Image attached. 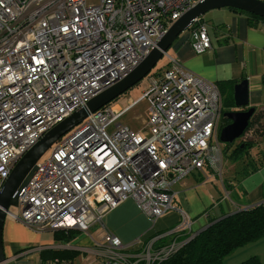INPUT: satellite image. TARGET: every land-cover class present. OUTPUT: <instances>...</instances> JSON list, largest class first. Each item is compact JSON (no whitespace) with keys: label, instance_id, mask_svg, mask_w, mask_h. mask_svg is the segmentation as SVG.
Wrapping results in <instances>:
<instances>
[{"label":"built area","instance_id":"built-area-1","mask_svg":"<svg viewBox=\"0 0 264 264\" xmlns=\"http://www.w3.org/2000/svg\"><path fill=\"white\" fill-rule=\"evenodd\" d=\"M200 1L0 0V193L19 159L46 132L136 67L172 23ZM203 18L189 29L198 54L213 48ZM165 56L164 72L148 77L138 99L125 108L116 103L91 113L53 145L20 194L18 211L10 209L8 216L37 231L88 232L134 199L156 222L174 208L175 181L219 163L225 144L218 85ZM141 100L148 102L149 118L137 131L119 119ZM254 130L241 140L252 138ZM180 215L170 242L156 244L160 236L137 250L104 227L100 241L77 247L83 263L159 264L200 231H194L186 211ZM187 232L190 237L180 239Z\"/></svg>","mask_w":264,"mask_h":264},{"label":"crops","instance_id":"crops-1","mask_svg":"<svg viewBox=\"0 0 264 264\" xmlns=\"http://www.w3.org/2000/svg\"><path fill=\"white\" fill-rule=\"evenodd\" d=\"M218 9L222 14L213 20L204 18L208 22L212 49L201 54L196 53L191 45L190 30H186L171 46L173 51L168 53L181 60L186 69L216 84L219 81L239 82L248 78L251 105L257 110L264 109V22L253 27L245 13L228 7ZM201 171H194L195 173L192 172L173 183L172 188L176 191L174 208L156 222L152 223L146 217L134 199L126 200L108 212L104 216L98 238L90 232L91 227L96 224L94 223L88 232H82L69 242L75 249H67L79 253L74 264H84L81 251L77 247L90 246L95 241H100L104 227L117 234L131 250H137L150 239H157L162 234H172L180 221V210L186 211L193 218V229L197 231L206 227L211 218H222L242 208L264 202V167L243 179L246 194L239 200L230 197L232 185L227 189L217 174L206 170L201 176ZM223 191L226 193L223 194ZM10 226L12 227L11 223ZM11 227V235L12 231L17 233V243L38 241L40 246L47 248L50 245L63 244L55 239L54 231L47 230L49 233L43 234L42 238L38 236L36 240L24 226L17 224L15 230ZM37 248L38 246L34 247V250H38ZM259 254L261 253L255 255ZM38 264H42L40 256Z\"/></svg>","mask_w":264,"mask_h":264},{"label":"water","instance_id":"water-1","mask_svg":"<svg viewBox=\"0 0 264 264\" xmlns=\"http://www.w3.org/2000/svg\"><path fill=\"white\" fill-rule=\"evenodd\" d=\"M224 7L236 8L264 17V0L200 1L172 23L154 49L136 67L123 78L99 92L86 106L80 107L46 132L39 142L19 159L0 193V264H9L4 243V226L8 216L7 213L10 211L11 206L18 205L19 196L36 172L38 161L63 135L84 121L91 113L100 110L146 78L163 56L168 53L175 40L181 33L189 30L197 18L204 17L210 10ZM249 83V79L244 78L234 85L236 108L224 113V117L228 118L230 122L221 127L220 130V141L223 144L234 143L236 139L241 138L256 112L257 108L250 103Z\"/></svg>","mask_w":264,"mask_h":264},{"label":"trees","instance_id":"trees-1","mask_svg":"<svg viewBox=\"0 0 264 264\" xmlns=\"http://www.w3.org/2000/svg\"><path fill=\"white\" fill-rule=\"evenodd\" d=\"M230 9L245 13L248 17L249 24L253 27H256L261 22H264V17L236 8ZM166 66L167 63L164 67ZM153 73L157 74V71L153 69L148 76ZM236 82L237 80L217 82L219 90L223 96L222 119L224 122L221 127L230 122L228 118L224 117V113L236 108L234 101V85ZM118 102L117 98L104 107L111 106ZM252 127L255 129L254 136L252 138L247 140H241L240 138V141L238 142L227 143L225 144V147L223 146L225 152L231 145L233 146L230 157L233 162H237V170L234 174L227 177L226 180H223V184L227 189H229L228 186L230 187V185L234 186L233 182L236 177H247L264 167V149L257 155H252L250 152L251 149L256 146L253 138L258 133L264 135V110L252 116L246 131ZM238 164L240 167L239 171ZM206 170L207 169H203L200 172V175L202 176ZM54 232L55 239L64 244L69 243L82 233L80 230L74 228L59 229ZM190 235V232L184 233L180 236V239L186 240L190 237ZM263 237L264 202L247 209L237 210L222 218H211L204 230L186 241L180 249L159 264H224L225 257L232 253L236 248L252 241H257ZM172 238L173 235L171 234L161 236L156 240V244L170 242ZM78 254L79 253L70 249L47 248L41 251L40 257L42 264L55 260H58L59 264H74V260ZM239 264H264V262L259 256L253 255Z\"/></svg>","mask_w":264,"mask_h":264},{"label":"rangeland","instance_id":"rangeland-1","mask_svg":"<svg viewBox=\"0 0 264 264\" xmlns=\"http://www.w3.org/2000/svg\"><path fill=\"white\" fill-rule=\"evenodd\" d=\"M227 8V7H224ZM229 9V8H228ZM222 11L220 9L210 10L205 15L204 18L206 20H213L214 17L219 16ZM173 49L170 47L168 52H172ZM168 62V57L163 56V58L158 62V64L155 66L154 70L157 71V74H155L156 77H159L160 74L164 72V65ZM154 74V73H153ZM152 76L149 75L146 78H144L139 84H136L132 88H130L128 91L123 93L121 96L118 97V103L123 107H127L131 101V99L136 100L138 99L144 92L145 87L147 86L146 80H148V77ZM260 107V106H259ZM260 109V108H259ZM256 109V113L262 111ZM149 118V110H148V102L146 100H141L138 102L131 110L127 111L120 119L119 122L126 125H131L135 130L139 131L142 130L145 125V120H148ZM113 129V126L109 127V130L111 131ZM256 146H254L251 149L252 155H257L260 151L264 149V135H261L258 133L253 138ZM240 141V138L236 139L235 142ZM223 145V143H222ZM224 146V145H223ZM221 148L220 153V161L218 164L214 166V168L205 166L204 168L214 172L217 174V176L220 177V179L223 180L229 176H232L234 172L237 170V162H233L232 158L230 157L232 153L233 146L231 145L227 151L225 152L224 147ZM52 149H49L45 155L42 157V160L46 159L51 154ZM239 164H238V171H239ZM195 173V172H194ZM239 173V172H236ZM238 175V174H237ZM245 177H236L233 182V189L231 192V199L233 200H239L243 199L245 193V186L242 184V181ZM228 181V180H227ZM226 181V182H227ZM226 192L223 191V194ZM13 212H17L16 206H11L10 208ZM147 217V216H146ZM149 218V217H147ZM150 220V219H149ZM152 223L153 221L150 220ZM10 223L12 224V227L10 226ZM17 224H20L25 227V230L32 233L31 235L35 236V239L38 240V236L43 237V234L49 233L48 231H37L32 228L27 227L25 224H23L21 221L16 220L12 218L11 216H7V220L5 222L4 226V243H5V252L6 255L13 256L16 251H18V254H21L16 260L10 261L9 264H38L39 263V256L41 251L40 250H34V247L40 246L38 241L37 242H31V243H24V242H18L15 239L16 232L9 231L10 227L15 230ZM15 227V228H14ZM102 230V223H96L91 227L90 232L98 238L100 231ZM15 233V234H14ZM27 233V232H26ZM259 240V239H258ZM262 241H252L250 243H247L243 246H240L236 248L232 253L227 255L224 259V264H239L242 261L250 258L251 256L259 254L261 260L264 262V239H261ZM33 246V247H31ZM26 248V249H25ZM23 250V251H22ZM258 256V255H257Z\"/></svg>","mask_w":264,"mask_h":264},{"label":"flooded vegetation","instance_id":"flooded-vegetation-1","mask_svg":"<svg viewBox=\"0 0 264 264\" xmlns=\"http://www.w3.org/2000/svg\"><path fill=\"white\" fill-rule=\"evenodd\" d=\"M223 122H224V120H223V119H221V120H220V125H222V124H223Z\"/></svg>","mask_w":264,"mask_h":264}]
</instances>
